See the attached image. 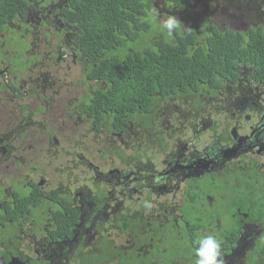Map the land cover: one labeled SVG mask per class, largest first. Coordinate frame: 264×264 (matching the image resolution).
<instances>
[{"label": "trees", "instance_id": "16d2710c", "mask_svg": "<svg viewBox=\"0 0 264 264\" xmlns=\"http://www.w3.org/2000/svg\"><path fill=\"white\" fill-rule=\"evenodd\" d=\"M193 2L194 0H0V90H8L17 95L22 93L16 81L3 82L2 64L9 61L13 69L25 73L31 62L41 59V54H33L27 63L25 53L32 47L31 35L27 33L31 30V24L41 30L44 38L57 37L56 58L59 54L75 57L74 61L81 70L78 82L86 85V91L71 110H77L79 119L89 122V136L95 139L101 137L99 134L104 132L103 128L126 132L133 122L137 123L139 131L154 128L160 114L158 106L161 103L167 105L173 98L190 103L195 121L206 104L204 96H201L203 89L215 95L229 81L238 82L242 79L261 89L264 85V24L248 25L245 30H241L219 27L212 18L201 20V25L186 18L189 22L186 21L171 38L159 30L161 20L156 7L161 8L162 4L176 12L187 11ZM35 15L37 23H32L30 20ZM51 20H54L53 24L50 23ZM57 31L65 32L57 34ZM5 33L9 35V43L6 45L10 44L14 49L11 56L6 53L7 46H2L3 41H8L3 36ZM24 33L26 34L19 40L27 44L15 52L19 40H12L13 35ZM14 58H18L20 63ZM56 63L61 64L63 60H56ZM51 65L52 62L49 66ZM17 77L21 75L17 74ZM44 109L41 106L36 114L45 111ZM74 112L72 116L75 117ZM106 138V142L110 144V139ZM109 147L115 148L118 155L124 154V150L114 144ZM84 150L87 153L89 151L87 146L82 151ZM31 168L34 172L39 170L36 165H31ZM216 177V174H210L199 183L201 192L215 196L217 202L225 199L221 207H224L226 213L218 216L216 206H197L192 209L193 212L186 208L188 211L185 212L184 221L188 224L180 223L178 229L172 231L171 238L164 243V249L170 248L164 253L165 258L163 246L155 247L151 255L153 261L157 262L162 257L163 262L158 264H172L173 261L179 264H196V241L202 233L213 230L217 220L227 226L224 236L226 240H221L222 257L225 253L231 254L236 248V241L246 223L258 222L264 225V198L261 195L252 196L255 191L251 190L236 192L239 189L237 180H227L225 185V180L218 181ZM87 178L91 180L90 177ZM70 181L47 180L48 185L44 188L33 183L22 190L24 197L20 193L16 195L18 202L23 205L30 201L32 207L44 206L48 202L54 204L56 209L61 205V210L54 214L57 225L49 228V235L56 239L64 236L73 238V229L79 223L80 211L75 206L76 196ZM103 193L104 189L97 184L91 192L96 214L103 212L109 204ZM32 196L34 199L30 198ZM195 201L200 202L202 199L198 200L196 197ZM150 202L151 198L148 197L143 208H148ZM20 208L21 204L11 210L7 209L8 214L0 210V232L5 231L3 226L7 228L10 220L14 221L21 216ZM25 208L27 207H23ZM64 208H68V212H64ZM240 209L247 216L244 222L239 214ZM138 213H131L130 207L121 206L108 219L101 220L97 228L106 229L108 223H111L119 226L122 232L138 234L144 226L141 217L137 220L133 218H137ZM156 231L161 234L165 228ZM143 242L141 239L140 243ZM258 242L264 243V234ZM251 254L249 264L263 263L264 247L255 249ZM120 255L121 264H145L144 260L136 259L127 262L123 254ZM98 258L116 259L117 255L108 251H103L102 256L88 252L81 264H94L93 261Z\"/></svg>", "mask_w": 264, "mask_h": 264}, {"label": "flooded vegetation", "instance_id": "af4514ba", "mask_svg": "<svg viewBox=\"0 0 264 264\" xmlns=\"http://www.w3.org/2000/svg\"><path fill=\"white\" fill-rule=\"evenodd\" d=\"M59 24L61 27V22ZM64 32L57 31V34ZM48 55L47 52L41 54V59H37L38 61L33 63L45 61L44 63L50 65L52 55ZM43 56L45 60H43ZM65 58L66 55L59 54L57 62L61 60L64 62ZM73 58L75 60L74 56ZM228 83L231 85L245 83L250 88L255 87L254 84L246 83L242 79L238 82L229 81ZM261 87L264 94V85ZM257 88L260 90V87ZM207 95L209 97L217 96V94L212 95L211 91L203 89L201 96H204L205 102V98H208ZM172 100L178 99L173 98ZM186 103L189 102L186 101ZM248 103L250 104L245 107V104L241 102L236 107L238 111H230L227 122L218 120L212 126L204 125L206 122L201 120L204 117L207 103L195 121L193 113L190 125L193 134L191 135L194 139L199 140L198 142H204L201 144L194 143L189 147L188 143L180 142V145L177 146V143L171 144L166 140L169 133L166 131L167 125L162 124L161 126L159 123L166 104L161 103L158 106L160 114L156 119L155 127L141 131L143 133L153 131L152 142L154 141V144L147 147L155 148L157 150L155 153H146L145 157L143 152L134 151L132 156H126V150H124L123 155L117 154L119 157L115 155L121 162L116 165V168H111L114 165L110 160L102 157L95 165L90 162L93 160L91 155L85 150L82 151L81 158L90 163L95 174L90 176L91 180L85 177L83 180L70 181L76 196L75 206H78L80 211L79 223L73 229L74 236L71 239L68 236L56 239L49 235V228L57 225L54 214L61 210V205L56 209L54 204L48 202L44 206L32 207L31 201L23 205L16 198L19 193L22 197L25 196L22 190L27 185L35 183L44 188L47 180L18 179L6 171L8 182H0V210L6 214L7 209L11 210L21 204L19 210L21 216L14 221L10 220L9 228L4 225L5 231L0 232V264H59L69 254L68 264H81L88 252L102 256L103 251L115 253L117 258H108L107 260L98 258L93 261L94 264H121L120 253L123 254L127 262H131L130 259H136L144 260L145 264H158L163 262L164 253L170 249H164V243L169 241L172 231L175 228L178 229L180 223L188 224L184 221L185 212L188 211L186 208L192 211L197 206L205 208L208 205L216 206L218 216L226 213L224 207H221V203L225 199L217 202L215 196L204 195L201 192L199 183L206 180L210 174H216L218 181L225 180V185L227 180H237L236 185L239 189L236 192L251 190L255 191L252 196L261 195L264 198V97L258 94ZM243 110H249L250 114L241 119L238 114ZM225 117L227 118V114ZM200 123L202 127L206 126L201 131L197 129ZM136 125L137 123L133 122L126 132L111 130L112 135L118 139L119 137L116 135H125L131 131L132 127L138 128ZM183 129V126L178 125V131L182 132ZM207 132L212 135L213 142L211 144H207L209 139L208 141L202 139L204 134H208ZM170 146L173 148L168 149ZM0 148L3 153L7 152V149ZM0 168H3V165ZM6 168L9 169L10 165H7ZM0 180L2 179L0 178ZM96 184L104 189V199L109 201L105 210L98 214H96L95 203L91 195ZM175 185H181L180 189L179 187L172 189ZM135 197L137 198L135 199ZM148 197L151 198V202L145 209L143 205ZM196 197L198 200L201 198L202 201L196 202ZM30 198L34 199L33 196ZM64 206H68V204H64ZM121 206L130 207L131 213L139 212L137 218L133 217L136 220L141 217V221L144 223L138 234L122 232L119 230V226L111 225V223H108L106 229L97 228L101 220L108 219ZM23 207L27 208L23 209ZM141 211L143 212L140 213ZM239 211L242 222H244L247 216L241 209ZM64 212H68V208H64ZM163 228H165L164 233L160 234L156 231V229ZM225 229L227 226L225 227L220 220H217L213 230L204 232L202 235L212 234L220 238L221 241L225 239ZM263 234L264 225L258 222L246 223L236 241V248L231 254L223 255L224 264H249V259L251 260L253 255L251 253L255 249L264 247V243L258 242L259 239H262ZM119 239L123 242L120 243ZM141 239L144 240L143 243H140ZM227 243L230 244L229 241ZM156 246H163L164 257H160L157 262L151 258L152 251ZM235 253L237 254L233 258ZM172 264H179V262L173 261Z\"/></svg>", "mask_w": 264, "mask_h": 264}, {"label": "rangeland", "instance_id": "374dc122", "mask_svg": "<svg viewBox=\"0 0 264 264\" xmlns=\"http://www.w3.org/2000/svg\"><path fill=\"white\" fill-rule=\"evenodd\" d=\"M160 6L161 8L156 7L160 20L165 19L167 15H175L182 22V26L188 21L187 19L192 20L196 25H201V20L206 17L212 18L219 27L227 26L241 30L255 23L264 24V0H194L188 12L184 10L176 12L169 10L166 6L163 7L162 4ZM37 20L35 15L30 21L37 23ZM50 23L53 24L54 20ZM30 29L27 33L31 35L32 47L28 48L25 53L28 58L27 63L30 62L31 55L38 53L43 55L45 52L47 55H52L53 60H51V66L44 63L45 61L31 62L25 73H21L19 69H13L9 61L2 64L3 82L16 81L22 93L17 95L8 90H0V140L2 139L0 147L7 149V152L3 153L0 148V166L3 165V168H0L1 183L8 182L6 171L10 172L9 175L23 180H64L66 182V180H83L92 174L94 176L95 170L92 169L90 163L81 158L82 150L86 146L88 153L94 154L90 162L97 165V161L104 157L110 160L111 164L113 163L114 166L111 168H116V165L121 162L116 158L118 155L115 148L109 147L111 144L126 150V156H132L134 151H139L143 152L146 157V153L157 151L155 148L147 147L154 144V141L152 142L153 131L143 133L137 127H132L131 131L125 135H116L118 139L112 135L109 128H103L104 132L99 134L102 138L90 137V127L87 129L89 122L79 119L77 110L75 112L71 110L74 109V103L86 91V85L78 82L81 79L78 64L70 55L66 56L63 63H56L57 37L44 38L41 30L32 24ZM182 29L184 30L183 27ZM25 34H14L12 40H19ZM3 36L8 41H3L2 46H7L6 53L11 56L14 49L10 44L6 45L9 43V35L5 33ZM26 44L23 40H19L15 52L19 51V47H25ZM43 60H45L44 56ZM15 61L19 62V59L16 58ZM36 61L38 60L34 62ZM17 74L21 77L18 78ZM257 87L250 88L245 83L240 85L227 83L223 89L219 90L217 96L207 95L208 98H205L207 105L204 117L201 119L206 122L204 125L212 126L218 120L227 122L230 111L236 112V107L241 102L247 107L250 104L248 102H251L258 94L264 97L262 90L260 91ZM41 106L45 108V111L36 114ZM164 106L159 123L161 126L162 124L167 125L166 131L169 133L166 140L169 143H177V146L180 142L188 143L189 147L194 143H204L198 142L199 140L191 135L193 134V130L190 129L193 111L189 103L172 100ZM73 112L75 117L72 116ZM247 114H250L249 110H243L238 115L242 119ZM178 125L184 127L182 132L177 130ZM205 127H202L200 123L197 129L201 131ZM209 134L202 136L203 140L208 141L209 139L207 144L213 142L212 135ZM106 137L110 139V144L106 142ZM172 148L173 146L168 147V149ZM7 165H10L9 169L6 168ZM31 165L38 166L39 170L34 172ZM176 187L180 189L181 185H175L172 189ZM119 242L123 241L119 239ZM69 256L70 254L65 256V260L59 264H68Z\"/></svg>", "mask_w": 264, "mask_h": 264}, {"label": "clouds", "instance_id": "9594fccd", "mask_svg": "<svg viewBox=\"0 0 264 264\" xmlns=\"http://www.w3.org/2000/svg\"><path fill=\"white\" fill-rule=\"evenodd\" d=\"M181 26L182 22L175 15H167L158 24L159 30L169 38L177 34ZM196 244V264H224L221 241L215 235H201Z\"/></svg>", "mask_w": 264, "mask_h": 264}]
</instances>
